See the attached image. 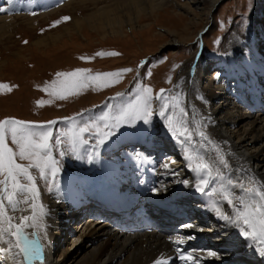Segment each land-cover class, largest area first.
Segmentation results:
<instances>
[{"label":"bare ground","instance_id":"bare-ground-1","mask_svg":"<svg viewBox=\"0 0 264 264\" xmlns=\"http://www.w3.org/2000/svg\"><path fill=\"white\" fill-rule=\"evenodd\" d=\"M74 1L0 0V38L7 35L14 25L16 16H11L12 12H22L20 17L31 16L24 13L37 5L44 15ZM78 1L85 6L92 4L95 10L83 19L75 20V31L66 26L56 34L39 37L34 44L48 46L51 41L57 45L63 35L71 37L76 32L84 36L86 30L107 39L109 36L119 37L126 30H137V27L149 29L151 25L143 24V20L156 17L162 8L168 6L176 7L185 14L192 13L182 29L165 26L164 34L160 33L162 38L170 36L162 48H174L193 35L187 30L199 22L206 7H209L208 14L212 17L219 3V0ZM206 31L205 28L198 36L202 45ZM201 49L199 52H202ZM199 54L195 53L174 79L175 119L180 120V108H183L185 126L193 134L189 143L198 156L197 162L192 161L193 166L196 163L209 164L211 176L189 169V161L180 149L181 144L171 136L161 120L152 124L156 134L136 131L125 138L106 142L99 147V155L89 163V154L94 152L93 145L96 143L93 141L84 149L79 148L72 153L69 174L58 182L52 192H39L34 201L40 206L35 212L39 214L42 208L45 214L37 227L27 228L26 231L41 240L46 258L33 261V264H186L178 259L184 249L201 257L200 264H264V255L259 253L257 242L243 237L238 226L225 222L212 208L215 201L220 212L232 216L233 206L221 199L219 193L210 194L213 187L227 186L229 180L238 185L242 183L240 179L251 181L247 182L248 186L253 184V187L264 190V101L258 104L255 101L253 106L249 101V95L253 100L264 94V85L261 84L264 83V11L255 15L254 27L245 32L235 31L224 54L209 65L199 60ZM192 66L195 67L193 71ZM204 69L206 74H203ZM214 70L223 74L221 79L209 77L208 73ZM261 97L264 98V95ZM199 132H203L207 139H201ZM139 141L152 147L162 142L171 153L183 158L186 168L175 166L151 147L140 148ZM176 161L180 163L181 160ZM199 178L209 179L205 193L194 189ZM184 181H187V186ZM155 186L157 193L170 201L157 208L141 206L151 211L150 215L157 220L159 227L154 228L156 230L127 233L119 229L114 215L106 220H83L73 224L74 231L66 233L67 209L76 202L108 192L115 194L124 207L132 210L131 201L136 196L145 197ZM120 188L124 189L119 191ZM230 191L234 198L241 190L231 187ZM32 203L20 215L12 213L6 205L13 224L21 223L24 215L31 217L34 214ZM234 204L238 205L235 199ZM192 205L197 208L195 212ZM190 212L195 213L191 219ZM174 221H180L181 225H173ZM206 222L210 223L214 231L212 234L202 231L201 226ZM188 224L192 227H182ZM75 233H79L75 248L70 245L64 249V240L72 238L73 242L76 241ZM181 240L183 244L178 243ZM48 245L56 247L52 259ZM0 247H7V244L0 241ZM209 250L216 251L217 256L205 259ZM1 256L3 260L0 261L4 264H25L23 256L15 249Z\"/></svg>","mask_w":264,"mask_h":264},{"label":"rangeland","instance_id":"rangeland-1","mask_svg":"<svg viewBox=\"0 0 264 264\" xmlns=\"http://www.w3.org/2000/svg\"><path fill=\"white\" fill-rule=\"evenodd\" d=\"M92 6V4L85 6L83 2L76 0L68 6H61L56 11L44 15L37 7H33L27 14L23 12L24 15H31L26 17H20L22 12L14 11L11 14L16 16L12 32L9 29V33L0 38V63H3L0 67V84L11 87V91L0 88V120L12 117L36 123L56 121L50 143L54 145L57 137L63 141L59 147L53 148V157L58 168L55 177H51L49 170L50 179L45 181L39 178L38 170L31 169L33 175L37 177L36 183L40 193L46 190L52 192L58 182L69 174L74 151L68 141L72 136L78 134L76 151L95 142V135L79 133V129L85 124L91 126L95 123L101 129L107 130L105 124L112 122L114 116L118 114L117 109L129 103L134 104L140 89L144 87H151L153 90V115L150 120L147 123L140 120L132 125H124L106 142L121 139L119 137L134 130L156 134L152 131L151 124L158 120L163 121L158 115L160 101L155 99L161 90H165L167 102L170 106L173 105V83L182 66L191 60L195 53H200L199 60L207 65L223 55L235 31L245 32L255 26V15L264 11V0H219L213 16H209V7H206L203 16L199 17V22L187 30L192 31L193 35L174 48H162L170 36L162 38L160 33H163L165 26L182 29L186 26L185 22L190 20L192 13L185 14L176 7L168 6L162 8L156 17L143 20V24L151 25L149 29L142 30L137 27V30H126L119 37L109 36L107 39L86 30L84 36L76 32L71 37L63 35V39L57 42V45L51 41L48 46L39 47L34 44L39 37L56 34L66 26L75 31V20L83 19L93 12L95 9ZM158 15L160 17L157 21ZM64 17L70 19L65 21ZM205 28L207 31L204 33L202 45L198 36ZM200 49L202 52H199ZM78 68L87 69L85 75L91 76L117 72L125 68L131 71L122 73L119 81H109L107 86L103 83L89 82L75 90H65L59 81L66 78H58L56 74L73 72ZM193 69L192 66L191 70ZM215 73L211 72L208 75L214 80L222 78V73L221 77H217ZM203 74H206V70ZM53 81H57L55 87ZM61 96L63 98H60ZM166 112L175 117V111L173 112L171 107ZM105 114L108 116L106 121L101 119ZM163 123L167 127L166 122ZM91 132L95 133L96 128H92ZM63 133L68 135L65 136ZM7 142L15 151L16 146L12 144L11 139ZM183 147L186 155H191L197 162L198 156L193 146L186 143ZM61 151L65 153L63 156L59 155ZM17 162L25 165L29 163L27 160L19 159ZM2 187L0 185V188ZM26 195L28 194H18L17 199L23 200ZM30 202L19 204L17 211H12L11 208L10 210L20 215L29 207ZM75 234L76 241L73 242L72 238L64 240L62 244L64 249L70 245L75 248V243L79 242V233Z\"/></svg>","mask_w":264,"mask_h":264},{"label":"snow or ice","instance_id":"snow-or-ice-1","mask_svg":"<svg viewBox=\"0 0 264 264\" xmlns=\"http://www.w3.org/2000/svg\"><path fill=\"white\" fill-rule=\"evenodd\" d=\"M63 19L67 21L70 18L64 17ZM129 71L131 69L125 68L117 72H106L91 76L85 75L88 72L87 69L78 68L73 72H58L56 75L58 78L65 77L66 79L59 81V83L63 85L65 90L72 91L83 87L89 82L103 83L104 86H107L109 81H119L121 74ZM215 75L219 77L220 73H215ZM56 84L57 81H53V87ZM0 88L11 91V87L7 84H0ZM152 91L151 87L141 88L134 104L129 103L127 106L117 109L118 114L114 116L112 122L105 124L107 130L101 129L95 123L91 126L85 124L84 127L79 129V133H90L96 137V143L93 145L94 152L89 154V163H92L93 159L99 155V147L103 146L122 126L132 125L140 120L147 123L150 120L153 115L152 101L154 98ZM164 93L165 90L162 89L160 95L155 98L160 101L158 115L166 122L171 136L176 138L183 146L193 139L192 132L185 126V110L180 108L179 121L173 115H168L166 110L171 107L174 112L176 105L170 106L167 102L168 97ZM60 98H63V96ZM101 119L108 120L107 114L103 115ZM56 123V121L36 123L12 117L0 120V177H3L0 179V185L3 186L0 188V241L7 244V247H0V254H7L15 249L28 264L43 260V244L33 238L26 229L37 227L41 216L45 214L42 208L39 214L35 212L40 207L34 202L39 196V192L36 183L37 177L33 175L31 169L38 170L39 178L45 181L50 179L49 170L51 171V177L57 175V161L53 157V148L59 147L63 141L57 137L54 145L50 143L53 138V125ZM92 128H96L95 133L91 132ZM63 135L67 136L68 133H63ZM77 135H73L71 140L68 141L74 152L76 151ZM199 137L207 139L203 132H199ZM8 139H11L12 144L16 146L15 151L9 146ZM64 154L63 151L59 152L60 156ZM18 159L27 160L29 163L27 165L18 163ZM186 159L189 161L188 167L190 170L197 174L206 173L211 176L209 164L196 163L193 166V157L188 155ZM164 166L168 167L167 164ZM22 180L26 182L22 183ZM183 183L187 186V181ZM208 184L209 179L199 178L198 183L194 185V189L200 193H205ZM231 187H238L241 190L240 194L232 198ZM151 191L155 193L158 189L152 188ZM25 193L28 195L23 200L17 199L18 194ZM217 193H219L221 199L226 200L229 205L233 206L234 215L230 216L220 212L215 201L212 204L213 210L228 224L238 226L243 237L256 241L259 253L264 255V190L258 187H246L243 183L233 185L229 180L227 186L222 184L220 188L213 187L211 189L210 194ZM234 199L238 201V205L234 204ZM30 200L33 201L31 208L34 210V214L31 217L24 215L21 217V223L13 224V217L8 215L6 205L10 206L12 211H17L19 204L28 203ZM182 227L190 228L192 225H182ZM178 243L183 244L184 241L181 240ZM216 256V251L209 250L204 258ZM178 259L186 262V264H200L201 257L190 251L187 254L180 252Z\"/></svg>","mask_w":264,"mask_h":264}]
</instances>
